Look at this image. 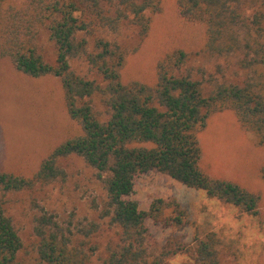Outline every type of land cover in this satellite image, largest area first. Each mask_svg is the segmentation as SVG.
<instances>
[{
  "label": "trees",
  "instance_id": "1",
  "mask_svg": "<svg viewBox=\"0 0 264 264\" xmlns=\"http://www.w3.org/2000/svg\"><path fill=\"white\" fill-rule=\"evenodd\" d=\"M163 0H0V59L31 78L60 80L70 118L79 133L44 158L31 177L0 171V264H165L177 250L156 252L149 243V219L182 227L186 212L176 200L156 199L148 211L132 199L141 175L159 172L186 187L257 215L258 194L226 180L211 178L201 167L199 134L211 115L231 110L241 126L264 146V0H177L180 16L206 28L204 50L212 57H237L249 73L243 83L208 79L207 89L189 68L183 50L157 64V81L124 82L129 52L114 42L125 27L141 39ZM45 32L55 59L40 46ZM85 62L80 75L72 61ZM105 108L102 118L94 101ZM77 156L94 169L105 189L100 219L119 230V241L102 256L94 242L100 230L92 221L63 226L54 215L35 218L34 257L25 260L24 243L8 212V197L67 180L62 161ZM216 233L195 239L193 264H223Z\"/></svg>",
  "mask_w": 264,
  "mask_h": 264
},
{
  "label": "rangeland",
  "instance_id": "2",
  "mask_svg": "<svg viewBox=\"0 0 264 264\" xmlns=\"http://www.w3.org/2000/svg\"><path fill=\"white\" fill-rule=\"evenodd\" d=\"M111 37L129 52L122 72L124 82L154 85L158 62L175 50L190 55L188 67L207 89L208 79L243 83L249 76L237 64V57L217 58L205 52V25L183 19L177 0L162 1V11L152 16L151 30L144 40L129 26ZM40 46L45 59L53 62L55 48L45 32L41 33ZM72 67L80 75L87 74L82 60L72 61ZM93 104L104 118L101 102ZM79 130L68 114L58 78H31L18 72L9 59H0V171L31 177L57 145ZM199 139L205 174L258 194L259 213L247 214L159 172L141 175L132 196L141 210L148 211L154 200L164 199L176 200L186 212L185 223L179 228L147 221L152 249L158 253L177 250L165 264H193L195 239L214 232L222 242L223 264H264V146L241 126L231 110L211 115ZM62 164L68 175L65 182L37 185L8 197V212L24 243L28 262L34 257L35 218L45 213L72 229L80 223H99L94 242L103 257L107 247L119 241V230L100 219L106 193L96 171L77 156L63 159Z\"/></svg>",
  "mask_w": 264,
  "mask_h": 264
}]
</instances>
